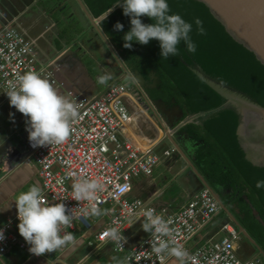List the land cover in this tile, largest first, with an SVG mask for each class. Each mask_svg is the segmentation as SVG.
Here are the masks:
<instances>
[{"label":"built area","instance_id":"2783aa9c","mask_svg":"<svg viewBox=\"0 0 264 264\" xmlns=\"http://www.w3.org/2000/svg\"><path fill=\"white\" fill-rule=\"evenodd\" d=\"M59 70L58 58L42 60L35 40L24 31L13 26L0 29V91L6 100H9L6 92L19 76L36 71L47 78L59 94L78 106L79 117L72 123L71 135L62 145L33 148L26 129L23 133V146L17 153L22 162L37 166L46 204L64 203L69 210L78 208L81 204L71 197L73 180L99 178L105 188L98 194L97 204L101 210H108V220L94 235V246L110 243L114 251L124 252L125 264H161L151 251L153 238L150 233L128 248L126 230L133 221H143L140 213L148 208L169 222L171 234L166 239L170 245L183 246L196 258V264H264V256L256 248L257 253L254 251L252 256L241 258V236L231 222L220 225L223 235L219 239L196 241L202 229L221 211L210 187L203 186L178 209L170 205L153 206L149 200L129 197L135 178L151 176L163 158L177 152L173 145L158 151L156 145L143 142L130 133L128 126L136 115L156 110L154 101L145 91V84H141L132 71L126 69L119 79L88 96L70 87L60 77ZM152 74L151 82L156 78L151 79ZM124 78L129 80L125 82ZM130 104L133 112L128 109ZM166 131L172 134L173 129L167 127ZM16 221H19L18 211L0 225L5 236L0 241V254L17 247L30 258L37 257L29 252L30 245L11 230ZM77 226L89 228L90 217L81 215L65 231L72 232ZM110 228H117L124 236L126 242L121 241L122 246L104 237ZM168 259L166 257L163 264Z\"/></svg>","mask_w":264,"mask_h":264},{"label":"crops","instance_id":"0c3cea01","mask_svg":"<svg viewBox=\"0 0 264 264\" xmlns=\"http://www.w3.org/2000/svg\"><path fill=\"white\" fill-rule=\"evenodd\" d=\"M65 1L66 0H0V29L4 26H13L21 29L28 37L35 40L38 54L42 60L59 59L68 51L70 45L78 39L77 33L72 32L74 31L73 29L69 30V27L65 28V26L61 27L57 25V22L58 24L60 22L58 19L59 16L67 19L61 13L66 6L68 7V4L66 5L64 3ZM68 1L69 0H67V2ZM81 1L84 4L83 0ZM54 2L55 4H53ZM69 2V7L73 9V13L80 11L86 16L82 6L77 0ZM84 6L88 10L85 4ZM67 21L68 20H66V22ZM60 24L62 25V22ZM91 25L93 26L92 23ZM93 28L96 30L94 26ZM71 34L72 36H70ZM111 47L114 49V46L109 43V49ZM112 53L114 54V52ZM114 56L119 62V67H122V64L125 66L119 52V57L115 54ZM122 73L123 71L118 73V75L111 79L104 87L113 80L119 79ZM1 96L0 225L4 224L6 220L12 217L17 211L14 201L20 192H26L32 185H37L41 188L37 166L22 162L17 153L23 146L22 137L26 129V118L24 117L22 120L20 117L23 116V114L19 113L14 107H12V113L9 111L11 114L14 112V115L10 116L9 113H5V111L2 110L3 105L10 103V101L6 100L0 91V97ZM164 104L165 105L162 107L164 111L156 108V110H150L147 114L140 113L136 115L130 122L128 129L132 135L139 137L143 142L156 145L158 151L169 145H173L177 149V152L163 158L155 170L163 165L166 167V173L173 172L176 167H178V169L175 174H172L165 182H162L160 186L159 182L164 178L165 172L160 173V176H162L160 178H154L152 176L153 174L148 177L135 178L129 197L149 200L152 204L154 200L163 199V201H159V206L170 205L172 208L178 209L190 196L204 186L202 180L197 176L196 172H198V170L194 167L192 162V141L185 135L178 134V130L183 125L192 122L196 123L198 115H183L180 120L178 118L179 111H177V107H174V104L171 102ZM175 105L178 106L176 103ZM128 109L133 112V105H128ZM168 122L172 124V126H170L173 129L172 134L166 131L167 127H169ZM177 144L184 150L185 154L180 152ZM187 168L192 170V176L188 178L186 185H191L192 189L184 190L179 184L180 182L177 178V174L181 171L183 172L185 169L187 170ZM171 181L180 187L179 191L185 194V200L182 204L178 205L177 198H174L170 193L166 194V187ZM48 204L51 205V203ZM90 220L91 226L89 228L86 229L77 226L76 229L71 232L74 234V242L57 252L49 253L47 256L30 258L23 250L12 247L6 253L0 254V264H117V261L123 260L124 252L114 251L110 243L94 246V235L106 223L108 216L105 214L99 217H90ZM19 223L20 221H16L11 225V230L18 236H20L18 229ZM142 223V220H136L128 226L126 230L128 248L136 245L147 235V232L142 229ZM21 238L24 240L23 237ZM198 239L203 240L206 238L197 236L196 241ZM255 252L257 253V251ZM113 257L117 259L113 260ZM170 261H175V258L168 259L165 264Z\"/></svg>","mask_w":264,"mask_h":264},{"label":"clouds","instance_id":"9594fccd","mask_svg":"<svg viewBox=\"0 0 264 264\" xmlns=\"http://www.w3.org/2000/svg\"><path fill=\"white\" fill-rule=\"evenodd\" d=\"M117 6L122 7L123 14L131 18V30L123 37L126 49H131L133 42L148 45L150 41L157 40L161 56L166 60L178 55V45L183 41L187 51L195 53L196 45L190 37L192 23L186 22L179 14H169L166 0H121L109 13ZM145 16L153 23L144 24L141 17ZM194 23L198 33L204 35L203 21L196 18ZM114 28L122 31L123 25L117 22ZM110 78L109 75L99 76L97 83L107 84ZM6 94L10 106L26 118V131L33 148L67 142L72 132L71 125L79 117L78 106L59 94L47 78L36 71H29L19 76ZM255 186L264 189V180H258ZM104 188L99 178L74 179L71 197L81 206L72 210L66 208L64 203L46 204L42 189L37 185H32L26 192H20L14 201L20 221L18 229L20 236L30 245L29 252L37 257L57 252L74 242V234L65 230L72 227L75 219L81 215L99 217L107 214L108 210H101L97 204L98 194ZM140 216L143 217L142 229L153 238L150 241L151 251L160 259L161 264L166 257L175 258L177 264H196V258L183 246L170 245L166 239L171 234L169 222L156 215L154 209H144ZM103 235L118 246H122L121 241L126 242L117 228H110ZM4 239V232L0 230V241ZM116 259L113 257V260ZM117 264H125V261L119 260Z\"/></svg>","mask_w":264,"mask_h":264},{"label":"water","instance_id":"95a60500","mask_svg":"<svg viewBox=\"0 0 264 264\" xmlns=\"http://www.w3.org/2000/svg\"><path fill=\"white\" fill-rule=\"evenodd\" d=\"M77 1L99 35L106 41L98 24L112 8L93 18L82 1ZM113 1L115 4L121 2ZM166 2L169 5V14H179L186 22L192 23L193 31L190 37L196 45L195 53H189L181 41L178 45V55L170 56L167 60L188 78L226 119L236 132L245 159L254 166L264 168V0ZM118 8L123 13V8ZM196 18L203 21L204 35H200L196 30ZM126 19L131 24V18ZM141 20L144 24L153 23L146 16L141 17ZM149 43L161 53L159 41L152 40ZM122 67L126 71L123 64ZM133 73L141 84H145V79L137 71ZM154 77L152 74L151 79ZM153 101L158 110L164 111L161 99ZM174 107H177L178 118L181 120L183 112L178 106ZM168 125L172 126L170 122ZM178 149L185 154L179 145ZM196 174L204 186L210 187L198 172ZM213 194L222 209L227 212L215 191ZM242 232L264 256L263 251L248 234L244 230Z\"/></svg>","mask_w":264,"mask_h":264},{"label":"trees","instance_id":"16d2710c","mask_svg":"<svg viewBox=\"0 0 264 264\" xmlns=\"http://www.w3.org/2000/svg\"><path fill=\"white\" fill-rule=\"evenodd\" d=\"M83 2L94 18L116 5L113 0ZM106 16L99 26L126 68L137 71L146 81L151 72L156 75V87L145 88L149 98L162 99L165 103L174 100L183 115H198L196 123L183 125L178 134L192 141L194 167L210 187L234 204L240 223L264 253V189L255 186L258 180H264V168L245 159L236 132L218 109L170 61L163 59L153 45L133 42L131 49L123 46V37L131 30V24L118 6ZM117 22L123 25L122 31L115 30Z\"/></svg>","mask_w":264,"mask_h":264},{"label":"rangeland","instance_id":"374dc122","mask_svg":"<svg viewBox=\"0 0 264 264\" xmlns=\"http://www.w3.org/2000/svg\"><path fill=\"white\" fill-rule=\"evenodd\" d=\"M69 1L73 2V0ZM69 1L67 2L66 0L64 2L66 5L68 4V7L66 6V8L61 12L67 19L59 16L58 19L60 22L59 24L57 22V25H60L61 27L65 26V28L69 27V30L73 29L74 31L72 32L77 33L78 39L77 41H74L70 45L68 51L58 59V64L60 66L59 74L67 82V84L76 91L81 92L84 95L92 96L102 90L106 85L98 84L97 77L109 75L111 77L109 79L110 81L115 78L118 73L124 71V69L121 66L119 67V62L115 59L114 54L119 57L117 50L115 48L113 49V47H111L112 49H109V39L106 38L105 41L93 28L86 16H84L80 11L73 13V9L69 7ZM53 4H55V2ZM66 20L68 21L66 22ZM61 22L62 25L60 24ZM70 36H72V34ZM112 52H114V54ZM128 80L129 79L127 78L123 79L125 82ZM1 100L2 96L0 97V101ZM2 110L12 116V107L10 106V103L4 104ZM20 118L22 119L24 116H21ZM177 169L178 167H176L173 172L166 173V167L163 165L158 167L152 176L154 178H160L162 177L160 176V173L165 172L164 178L159 182L160 186L162 182H165L172 174H175ZM185 170L177 174V178L180 182L179 184L184 190L192 189L191 185H186L188 178L192 176V170L190 168H187L186 171ZM179 190L180 187L173 183V181H171L166 187V194L170 193L174 198H177L176 200L178 205L182 204L185 200V194ZM159 201H163V199L154 200L153 206H159ZM220 225L221 222L217 216L202 229L198 236H202L203 238L213 237L214 239H219L223 235V233L219 231ZM244 246L245 253H240L241 258L252 256L254 254V249L249 247L246 242L244 243ZM167 264H177V262L170 261Z\"/></svg>","mask_w":264,"mask_h":264},{"label":"flooded vegetation","instance_id":"af4514ba","mask_svg":"<svg viewBox=\"0 0 264 264\" xmlns=\"http://www.w3.org/2000/svg\"><path fill=\"white\" fill-rule=\"evenodd\" d=\"M155 77H156V75H155ZM155 79L156 80H153L151 82L150 81V75H149L148 80L147 81L145 80V88L147 87L149 89H154L156 87V85H157V82H158L157 77ZM153 84H154V86H153ZM162 102L165 103L163 100H162ZM171 103L174 104L173 106H176L175 103H174V100H172ZM210 188L212 189V191H215V193L219 196L222 204L227 209V212H225L222 209L221 204L219 203V205L221 207V211H220V213L217 216L219 217L221 224L223 222H226V221L227 222H231V223H233V225L237 228V230L240 233L241 240H240L239 252L241 254L245 253V246H244L245 242L249 245V247H252L254 249V251H255L254 245L248 240V238L242 232V230H244L245 232H246V230H245V227L240 223V220H239V217H238V215H239L238 214V210L235 209L234 204L231 201H226L223 198V196L221 195V193L217 189H214L212 187H210Z\"/></svg>","mask_w":264,"mask_h":264}]
</instances>
